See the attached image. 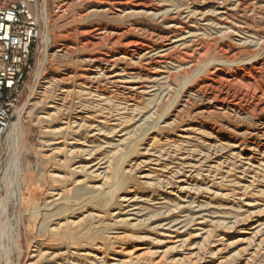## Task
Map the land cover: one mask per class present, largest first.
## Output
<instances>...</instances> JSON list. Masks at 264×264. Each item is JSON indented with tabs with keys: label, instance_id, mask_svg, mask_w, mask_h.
Instances as JSON below:
<instances>
[{
	"label": "rangeland",
	"instance_id": "rangeland-1",
	"mask_svg": "<svg viewBox=\"0 0 264 264\" xmlns=\"http://www.w3.org/2000/svg\"><path fill=\"white\" fill-rule=\"evenodd\" d=\"M40 11L19 164L0 142V264H264V0Z\"/></svg>",
	"mask_w": 264,
	"mask_h": 264
},
{
	"label": "built area",
	"instance_id": "built-area-1",
	"mask_svg": "<svg viewBox=\"0 0 264 264\" xmlns=\"http://www.w3.org/2000/svg\"><path fill=\"white\" fill-rule=\"evenodd\" d=\"M43 35L40 0H0V142L19 117L35 77L34 51ZM2 237L0 231V258Z\"/></svg>",
	"mask_w": 264,
	"mask_h": 264
},
{
	"label": "bare ground",
	"instance_id": "bare-ground-1",
	"mask_svg": "<svg viewBox=\"0 0 264 264\" xmlns=\"http://www.w3.org/2000/svg\"><path fill=\"white\" fill-rule=\"evenodd\" d=\"M79 28V27H78ZM80 29V28H79ZM82 30V29H81ZM78 34V33H77ZM80 34V33H79ZM156 34V33H155ZM84 35V34H83ZM171 35V34H170ZM43 36V35H42ZM79 36V35H78ZM44 37V36H43ZM80 37V36H79ZM167 38V37H166ZM47 39V41H49V38L47 37L46 38ZM102 40V39H101ZM98 41H100V35L99 34H95V33H91L90 34V36L88 35L87 36V38H86V44L87 43H91V44H95V43H97ZM77 42V41H76ZM79 44V43H78ZM77 46V45H76ZM82 46V45H81ZM80 47V46H79ZM145 48V45L144 44H141V43H136L133 47H131V49H133L135 52L136 51H138V50H140V51H144L143 49ZM158 50V49H157ZM139 51V52H140ZM161 52V51H160ZM132 53V52H131ZM130 54V53H129ZM160 56H162L163 58H167L168 56H170L169 54H165V55H160ZM117 58H119V57H117ZM156 58H154L153 59V65H154V67L155 66H158V64L161 62V60L162 59H160L159 58V60H155ZM93 64H96V63H100V62H104V63H106V65L107 66H109V67H112V68H115L116 66H117V64L119 63V62H121V59H111V57L110 58H108L107 56H105V57H101L100 55H95V56H93V57H91V60H90ZM169 60H167V62H168ZM164 64H166V63H164ZM150 67V66H149ZM254 67H256V66H254ZM102 68V67H101ZM156 68H158V67H156ZM257 68V67H256ZM261 68V67H260ZM123 69V68H122ZM150 69H152V68H150ZM149 69V70H150ZM261 69H263V68H261ZM101 70H103V69H101ZM261 71V70H260ZM105 72V71H104ZM124 72V71H123ZM147 72V71H146ZM253 72V71H252ZM255 72V71H254ZM43 73V71H40L39 72V74L38 75H40V74H42ZM122 73V72H121ZM253 74V73H252ZM251 74V75H252ZM263 75V74H262ZM112 76V75H111ZM257 76V75H256ZM255 77V76H254ZM118 78V77H117ZM116 78V79H117ZM120 78V77H119ZM256 78V77H255ZM263 79V78H262ZM113 80V79H112ZM111 80V81H112ZM214 80V79H213ZM118 81V80H117ZM121 82V81H120ZM261 82H262V80H261ZM114 83H115V81H114ZM256 83V82H255ZM210 84V83H209ZM202 85V84H201ZM259 85V87H260V84H258ZM116 86V85H115ZM135 86H137V85H135ZM257 86V85H256ZM133 87V86H132ZM138 87V86H137ZM136 87V88H137ZM143 87V86H142ZM200 88V87H199ZM138 89H140V88H138ZM232 89V88H231ZM258 89V88H257ZM261 89V88H260ZM142 90V89H141ZM228 90L229 89H227L226 90V92L224 91V89H223V87H221V84H218V83H215V82H213L211 85H209V86H207L206 87V85H204V87L202 86V90L200 91L201 92V94H202V96L203 97H208V98H211V96L213 95V93H215L216 92V94H218L217 96H216V100L217 101H219V104L222 106V104H226L227 105V103H229L230 105H232L233 107H235L236 106V104L235 103H231V102H227V98L229 97V92H228ZM208 91H212V93L210 94V95H208L209 93H208ZM232 91V90H231ZM261 91V90H260ZM263 91V90H262ZM137 92V91H136ZM245 92V91H244ZM141 93V92H140ZM233 93V92H232ZM243 93V92H242ZM259 95V94H258ZM233 96V95H232ZM247 96V95H246ZM253 96H255V95H253ZM231 98V97H230ZM243 98H245V97H243ZM249 98V97H248ZM212 99V98H211ZM253 99V98H252ZM257 99V98H256ZM259 99H261V98H259ZM264 99V98H263ZM246 100V99H245ZM213 101H215V100H213ZM230 101V100H229ZM211 102V101H210ZM234 102V101H233ZM264 102V101H263ZM208 103V102H207ZM258 103V102H257ZM262 103V102H261ZM29 102H25L24 103V105L22 106V108L20 109V112H19V118H18V120H16L15 122H13V124L11 125V128H10V130H9V132H8V137H9V141L11 142V143H13L12 145H14V146H16L17 148H18V152L16 153V157L14 158V161L16 162V163H18L19 164V161H20V159H21V147H22V141H23V130H22V128L20 127L21 125H23V116H24V114H26V110H27V108L29 107ZM208 104H211V103H208ZM245 104V103H244ZM256 104V102L254 103V105ZM237 105H238V103H237ZM231 106V107H232ZM243 106V105H242ZM249 106H252V105H249ZM262 106V105H261ZM212 107V106H211ZM218 107V106H217ZM220 107V106H219ZM228 107H230V106H228ZM241 107V106H240ZM246 107V106H245ZM256 107V106H255ZM215 108V107H214ZM225 108V107H224ZM242 108H244V106L242 107ZM247 108V107H246ZM254 108V107H253ZM219 109H221V107L219 108ZM226 109V108H225ZM236 109V108H235ZM248 110V109H247ZM260 110V109H259ZM258 110V111H259ZM29 112V111H28ZM158 127V126H157ZM193 131V130H192ZM58 132V131H57ZM92 133V132H91ZM249 159V158H248ZM13 161V162H14ZM15 163V164H16ZM21 164V163H20ZM186 164V163H185ZM15 166V165H14ZM18 166V165H17ZM17 168V167H16ZM19 171H20V169H18ZM18 173V172H17ZM17 173H16V175H17ZM6 174V173H5ZM10 174V173H9ZM7 175V174H6ZM20 175V174H19ZM18 177V176H17ZM16 177V178H17ZM6 182H7V180H6ZM181 182V181H180ZM17 183V182H16ZM21 184V183H20ZM126 199V198H125ZM126 201V200H125ZM66 220V219H65ZM168 236V235H167ZM170 239V238H169ZM65 251V250H64ZM87 255V254H86ZM36 257V256H35ZM136 258V257H135ZM155 264H159V263H155Z\"/></svg>",
	"mask_w": 264,
	"mask_h": 264
}]
</instances>
